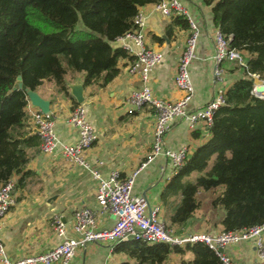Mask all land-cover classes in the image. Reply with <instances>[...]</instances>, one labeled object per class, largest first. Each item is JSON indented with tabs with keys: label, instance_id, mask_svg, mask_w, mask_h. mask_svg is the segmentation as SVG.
I'll use <instances>...</instances> for the list:
<instances>
[{
	"label": "trees",
	"instance_id": "1",
	"mask_svg": "<svg viewBox=\"0 0 264 264\" xmlns=\"http://www.w3.org/2000/svg\"><path fill=\"white\" fill-rule=\"evenodd\" d=\"M158 1L0 0V185L19 174L17 187L33 173L26 168L27 149L40 142L18 77L30 90L53 80L66 94V78L77 74L85 86H105L118 74V60L130 55L112 43L135 28L139 7ZM204 1L211 5L214 26L230 36V46L247 54L246 68L227 87L207 140L188 155L160 196L164 204L179 197L168 215L179 230L200 205L198 190H213L212 219L221 211V230H240L264 222V98L253 94L248 75L264 80V0ZM171 24L188 29L184 15L172 16ZM113 252L133 261L119 264H167L170 254L179 255L178 264H221L198 241L179 246L126 239Z\"/></svg>",
	"mask_w": 264,
	"mask_h": 264
},
{
	"label": "crops",
	"instance_id": "2",
	"mask_svg": "<svg viewBox=\"0 0 264 264\" xmlns=\"http://www.w3.org/2000/svg\"><path fill=\"white\" fill-rule=\"evenodd\" d=\"M181 1L199 29L195 56L188 66L193 91L185 106L187 111H193L204 106L220 89L213 74L212 36L216 27L212 22L210 4L204 0ZM189 1L196 3L195 7L200 12ZM138 14L142 19L146 46L163 54L162 62L150 71L148 84L154 96L176 101L181 98L182 92L175 87L173 76L189 30L173 27L171 17L163 16L156 10L154 3L139 7ZM112 44L114 47L121 46V41L118 38ZM244 56L247 54L244 53ZM133 59L132 54L120 58L118 74L105 86L84 85V100L81 105L96 134V139L85 151V158L92 166L97 167L104 178L112 170H118L122 177L139 170L134 178L132 193H145L151 206H161L160 216H165L164 221L170 224L168 215L172 213L179 197L164 204L160 194L167 181L175 174L172 166L168 159L159 155L141 167L150 151L154 110L144 105L132 113L127 112L131 107L126 102L128 95L142 85L138 74L128 72ZM223 66L227 87L244 76L243 69L231 62L226 61ZM76 80L82 81V75L66 78V82ZM35 92L49 102V112L59 143L52 155L43 154L39 145L27 149L26 168L33 173L27 175L22 184L16 187V203L1 220L0 237L12 261L45 251L59 243L61 238L56 234L55 217L64 222L66 234L74 236V211L82 207L94 210L99 208L95 198L96 182L91 174L82 166L66 161L61 154L62 144H74L78 137L77 128L68 122L69 113L77 104L69 92L66 94L59 91L53 80H44ZM28 108L33 110L38 107L30 104ZM196 131L199 132V137H194L193 133ZM208 137L209 134L201 124L193 129L187 120L176 118L165 136V145L172 150L186 146L190 155ZM98 160L103 162L100 166L97 165ZM19 176L14 174L12 179L16 181ZM212 212L210 206L202 212L208 219L204 224L205 229L207 232H218L221 230L219 219L222 212H218L216 219L210 216ZM189 220L190 218L187 221ZM97 221L98 228H109L114 219L110 213H104L98 216ZM223 251L237 264H253L256 258L255 247L250 241L228 244ZM124 257L126 255L115 253L102 244H92L77 249L71 264H119ZM125 260L132 262L130 258ZM179 260V255L170 254L167 264H178Z\"/></svg>",
	"mask_w": 264,
	"mask_h": 264
},
{
	"label": "built area",
	"instance_id": "3",
	"mask_svg": "<svg viewBox=\"0 0 264 264\" xmlns=\"http://www.w3.org/2000/svg\"><path fill=\"white\" fill-rule=\"evenodd\" d=\"M154 6L165 17L184 15L188 21L189 33L173 76V83L182 92V96L173 101L153 95L148 84L149 73L162 62L163 54L146 46L142 32V19L137 14L134 18L135 28L119 37L122 48L134 56L128 67V72L138 74L142 82L140 88L133 90L128 95L126 102L131 107L127 112L132 113L144 105H148L154 110L155 121L150 151L142 161L141 167L162 155L168 159L173 172L176 173L182 167L189 152L186 146L177 150L166 147L165 136L171 122L176 118H183L187 120L191 128L197 129L201 124L207 131L212 124L215 111L225 102L227 85L224 80L223 63L227 61L239 68H246V60L242 50L230 46V36L215 28L212 36L214 45L213 74L215 81L220 84V89L204 106L187 111L185 106L193 91L188 66L195 56L199 29L187 14L181 0H160L154 3ZM248 75L258 78L256 74L248 73ZM259 84L264 85V80H261ZM252 91L256 97L264 98V91L260 94L254 92V84ZM30 104L27 99L26 111L30 118L32 131L39 138L40 151L43 154L52 155L59 143L52 116L49 111L43 112L39 108L28 110ZM68 122L77 128L78 137L74 144H62L61 154L66 161L82 166L91 174L96 182L95 198L99 208L94 210L82 207L74 211L72 223L74 236H68L64 222L59 217H55L54 227L57 236L61 238L59 243L50 249L23 256L14 261L7 255L0 237V264H71L79 248L102 244L109 250H113L115 244L126 239L179 246L185 243L203 242L218 256L221 264H237L224 253L223 249L226 245L250 241L253 243L256 253L253 264H264V222L240 230L218 232L176 230L171 224L162 220L161 206H151L146 196L132 193L134 178L139 170H135L126 177H122L118 170H112L109 176L104 178L101 177L97 167L87 161L85 151L96 139V134L87 121L85 109L81 104L75 105L70 111ZM102 163L101 160L97 161L98 166ZM14 190L15 181L12 177L0 185V228L2 218L16 203ZM104 213H110L113 216V224L109 228H98V216Z\"/></svg>",
	"mask_w": 264,
	"mask_h": 264
},
{
	"label": "rangeland",
	"instance_id": "4",
	"mask_svg": "<svg viewBox=\"0 0 264 264\" xmlns=\"http://www.w3.org/2000/svg\"><path fill=\"white\" fill-rule=\"evenodd\" d=\"M189 3H191L189 1ZM194 5V7L197 5L196 3H191ZM196 8V7H195ZM197 9V8H196ZM198 10V9H197ZM199 11V10H198ZM200 12V11H199ZM78 26L82 27V23L79 21ZM246 59V57L244 56ZM254 80V86L256 84H259L261 80H259L256 76L253 77ZM170 164V163H169ZM16 183L17 180L15 181V189H16ZM15 191V190H14ZM215 193L212 190H203L199 189L198 192L196 193V199L199 202V207L194 211L193 215L190 217V220L187 221L181 229L186 230L187 232H196L198 231H206L205 227V221H206V214L202 213L203 211L205 212L206 207L210 206V201L214 197ZM202 213V214H201ZM163 220L165 219V216L162 218ZM176 230L178 229L177 226L172 225ZM179 229V230H181ZM191 257V255H189ZM128 258L127 256L122 259V261H126L125 259ZM133 262V261H132ZM131 262V263H132Z\"/></svg>",
	"mask_w": 264,
	"mask_h": 264
},
{
	"label": "water",
	"instance_id": "5",
	"mask_svg": "<svg viewBox=\"0 0 264 264\" xmlns=\"http://www.w3.org/2000/svg\"><path fill=\"white\" fill-rule=\"evenodd\" d=\"M65 85L68 88L69 94L73 97L75 102L77 104H81L84 100V97H83V88H84L83 81L76 80L74 82H66ZM18 87L26 90L27 99L30 101V103L32 105L37 106L43 112L49 111V102L47 100L41 98L35 92V90L26 89L25 85L20 80V77H18ZM263 91H264V85L263 84H259V85L254 86V92L256 94H260ZM142 195L145 196V193H143Z\"/></svg>",
	"mask_w": 264,
	"mask_h": 264
},
{
	"label": "bare ground",
	"instance_id": "6",
	"mask_svg": "<svg viewBox=\"0 0 264 264\" xmlns=\"http://www.w3.org/2000/svg\"><path fill=\"white\" fill-rule=\"evenodd\" d=\"M257 85H259V84H257Z\"/></svg>",
	"mask_w": 264,
	"mask_h": 264
}]
</instances>
